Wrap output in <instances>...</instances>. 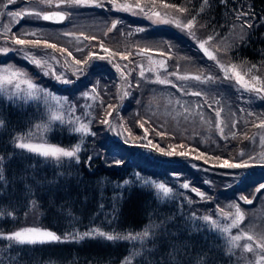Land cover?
I'll use <instances>...</instances> for the list:
<instances>
[{"label": "trees", "instance_id": "16d2710c", "mask_svg": "<svg viewBox=\"0 0 264 264\" xmlns=\"http://www.w3.org/2000/svg\"><path fill=\"white\" fill-rule=\"evenodd\" d=\"M56 1L53 0L52 5H49L53 6L52 9ZM16 2V7L24 3L33 4L26 0ZM155 2L185 8L187 19L195 17L194 25L200 27L203 34L188 36V32L168 26L151 27L147 19L113 10L108 3H102V7L90 5L75 9L61 5L60 9H65L68 15L60 24L31 18L30 21H39L57 31L65 29V32L95 37L85 50L71 54L80 59L84 69L81 77L72 72L71 76L68 75L73 86L55 83L12 51H0V64L25 67L46 88L58 93L64 91L67 100L74 103L75 108L84 102L85 91L96 87L95 99L87 109L83 104L86 114L79 116L80 123L89 121L86 124L90 129L88 135L73 131L77 125L71 121L47 122L48 115L40 104L0 96V233H11L25 226H39L61 237L93 228L106 233L128 235L151 228L148 230L149 236L142 242L88 237L44 244H20L0 238V264H119L128 258L130 264H238L235 254L240 249L230 245V236L204 221L203 217L208 216V211L199 208L203 198L192 191L193 188L203 193L204 204L217 210L216 220L223 219L224 209L235 214L234 207L228 208L229 201L231 205L238 204L245 217L239 224L240 228L253 236L250 242H261L264 190L257 193L256 189L264 184V161L251 158V142L257 136L256 123L259 121L249 116L248 112L253 114L260 108L264 109V96L257 103L240 107L234 101L235 105L226 108L227 113L236 114L231 118L226 116V121L235 123L233 130L224 129L216 114L208 121L196 119V123H187L184 111L179 113L175 124H165L155 112L150 113V117L147 115L151 103L148 97L150 86L143 87L133 80L139 77L136 72V66L140 63L137 49L141 48L163 51L162 48L169 49L171 46L173 52L180 53L183 60L178 68L173 58L166 60V69L170 73L189 76L194 66H201L202 70L208 68L207 63L212 64L215 60L209 59L199 44L208 40L209 36L214 37L212 41L208 40L213 45L220 40L224 42L226 47L220 45L216 51L218 53L223 49L225 54L229 53L228 64L246 62L250 77H262L264 0ZM71 9L74 15H92L98 19V23L89 27L80 26L73 17L70 19ZM23 19L28 23L25 16ZM114 21H118L116 28L109 31ZM139 27L144 28V32L134 33L125 43H119L116 39L119 34ZM237 30L241 34L234 36ZM42 40L54 43L57 49L64 48L65 51L61 53L45 48L44 43L41 47H33L38 52L54 57L58 66L67 68L63 55L73 51L70 45L57 38L44 36ZM6 42L0 36V49H4V44L9 45ZM133 43L139 44L137 49H132ZM101 44L110 53L115 52V58L121 54L128 56V64L133 71L130 73V82L121 79L113 60L109 62L96 55ZM88 52L93 53L91 58L87 56ZM217 55L219 59L216 58L215 62H224L221 55ZM175 91L181 99L201 100L200 95L188 94V90L183 93L181 87ZM180 93L184 96H180ZM258 96L255 95V98ZM237 97L240 98L238 90ZM109 105L113 106L112 109H109ZM249 106L251 108L247 111ZM199 110L190 114L197 118ZM109 111L112 112L111 116H108ZM105 119L109 120V124L101 123ZM113 119L122 125L131 141L124 143L113 140ZM165 119H169V116ZM218 120L223 134L217 127ZM141 123L144 127L140 126ZM41 124H48L43 136L48 142L67 148L79 144V159L45 158L15 146L18 137L33 135V130ZM146 131L147 138L140 139ZM148 141L152 144L146 143ZM131 142L140 144L133 145ZM167 149L185 152L187 155L163 154ZM241 152L244 153L242 157ZM201 153L205 154L204 159H197ZM217 156L230 162L248 161L250 166L247 169H223L215 166L219 164L214 159ZM188 159L213 164L205 166L211 171L193 167ZM116 161L121 163L117 164ZM237 173L239 178L232 175ZM229 181L231 184L228 186ZM156 183L170 186L172 189L169 187V195L162 196L155 187ZM184 183L190 187L184 188ZM241 197L253 203H245ZM216 222L223 228L222 222ZM240 228L236 230L241 231Z\"/></svg>", "mask_w": 264, "mask_h": 264}, {"label": "rangeland", "instance_id": "374dc122", "mask_svg": "<svg viewBox=\"0 0 264 264\" xmlns=\"http://www.w3.org/2000/svg\"><path fill=\"white\" fill-rule=\"evenodd\" d=\"M30 3L33 2V4L31 5H26L25 3L21 6V7H16L15 3L13 4H8L7 0H0V36H3V38L6 39V43L9 42V45L4 44L5 47L4 48H8L9 51H12V53H15L16 55H18L22 60H24L26 63L30 64L32 67H34L36 70H40V73H49L47 74L48 77L52 78L53 81H55V83L57 84H62V86L66 85V86H71L72 82L69 81V77L68 75L70 74V76L72 75V73H74L75 75L81 77L82 74L81 72H77V68H82V63L80 65H77L75 63L76 60H80L77 57H72L71 55H69V52H67V54H65V56L63 55V58H65L66 60V64L65 67L67 68H63L60 65L58 66V63L56 62V60L54 59V57L49 56L45 53H41L38 52L36 50V47H41L43 46L44 41L42 40L43 37H49V38H57L60 40H63L64 42H67L70 47L73 49L72 52H70L71 54H74L75 52L80 53L81 50H85L86 47H88L89 42L92 41V39H86L85 37H90L87 36L86 34L83 33H72V32H65V29H58L59 31H57L54 27H51L49 25H45L43 23H40L39 21H30L31 18L36 17L35 15H24L27 19H28V23L24 22V16L22 18H13L7 15L8 12H20V11H24V12H33V11H40L41 14H45L46 12L52 10L53 6H49V5H45V4H41L39 2V0H26V2ZM28 3V4H29ZM102 3H108L113 7V10H116L118 12H121L123 14H129L138 18H144L147 19L149 22H151L152 26L151 27H161V26H168L171 27L173 29H178L179 31H186L188 32V36H200L202 35V31L200 29V27H196L194 25L193 29L189 30V29H185L183 27H178L177 24H184L187 23L188 19L185 15V12H178L175 8H164V4L162 3H158L155 2V5H153V2L151 1H140V0H116V5L114 6L110 0H102ZM137 3H140L142 7L145 8L146 12L148 13V15H144V14H134L139 12V9L135 8V5ZM131 5L132 10L131 11H126V10H119L120 9V5ZM52 5V4H51ZM90 6V5H89ZM92 7H96L95 5H91ZM177 7V6H176ZM72 8H77V7H72ZM177 8H181L180 6H178ZM63 11H65V9H62ZM152 11H158L161 13V17L160 18H148L149 16H151V12ZM66 12V11H65ZM70 16L78 23L80 24V26H91L92 24H96L98 23V19L93 17L92 15H89V17L83 16L82 13H76L74 15L73 10L71 9L70 11ZM18 21V22H17ZM163 21H169L167 23L163 22ZM23 22V25H22ZM88 26V27H89ZM7 29V31H6ZM140 29H143V31H140ZM144 28L139 27V28H135V29H131V30H127L126 32H123L122 34H119L118 37L116 38L119 43H125L128 39H130L132 37V35L136 32H144ZM31 32H35L36 35L35 36H30V35H23L25 33H31ZM64 32V33H63ZM62 33V34H60ZM66 33H68V35H66ZM241 34L240 30H237V32L234 33V36ZM16 36L17 38H24V39H39L41 41V44L39 46L33 47V46H20V45H16L12 42V37ZM210 37V36H209ZM213 37V36H211ZM214 39V37H213ZM212 39V40H213ZM210 40V41H212ZM207 41V43L205 44V47L212 52L213 55L216 56L217 59L218 55L220 54L223 61H221V63H217L214 61V63L210 64V62L207 63V65L209 66L206 69H203L198 66H194L190 69L191 74L185 75V74H178L176 73V75H171L170 72L167 71V69L165 70L164 68L160 67V62L163 61L166 65H167V59L168 58H173L174 59V63L178 64L177 68L179 67V64L182 62V57L181 54L178 52H173L172 47L169 46L168 47H164L162 48L163 51L160 50H154V49H148L147 51L141 53L139 49H137V46L139 45L138 43H133V47L132 49H137V55L140 57V63L138 66H136V72L138 74V78L135 81L138 85L142 84V86H150L148 87V92H149V99H151V103L149 106V110H148V116L150 117V113L153 114V112H155L158 117L160 119H163L162 121H164V123H169V124H175L177 122V117L179 116V113L184 111V119L185 121L188 122H192V123H196V119L199 121H208L211 120L213 115L216 114V111H220L221 115H220V120L222 121V125L224 129H228V130H233V122H229L226 121V116L231 117H235L236 114H229L226 112V108L230 105H235L234 101L238 102V105L240 107H243L244 105H248V104H252V103H257L259 101V99L262 98V95L264 96V91L257 93L255 91H247L245 90L243 87H241L239 84L236 83V80L233 76L232 73H228L227 75L231 78H225L224 76V71H222L220 65H224V66H230V65H236L237 66V71L240 72L241 75L244 76V79L251 85L254 84L255 87L260 88L262 87V85H264V73H262V77L260 78V83H256L255 81L251 80L250 74L251 72L249 71V69L246 67L247 63L246 62H240V64H238L237 62H231V63H227L228 62V58H229V53L226 52V54L224 53V50L221 49L218 53L216 51V48L220 45L224 46V48L226 47L224 42L222 40L216 42L214 45L213 43H209L208 40H203L201 42H205ZM132 42V41H130ZM137 42V41H136ZM23 47V50H21ZM77 49H80L79 51ZM227 50V49H226ZM91 51H95V49H91ZM204 52V50H203ZM25 53H28V57H26ZM96 55L98 57H104V59H107L109 62L111 60H113V64H119L121 66V72L124 73L125 75V80L130 82V80H132V69L130 68L128 62L129 60H125V59H121V56L118 58H115L113 56H108L109 54H111L109 52V50L106 52L104 51V49H102L100 46L97 49V51L95 52ZM224 53V56H223ZM89 54L93 55V53L88 52L87 56H89ZM34 56L36 59H41L43 61H45L46 63L42 66V67H38L36 64H34L31 59L29 57ZM149 57H151V62L149 60ZM245 67V70L244 67ZM6 68H13V69H17L20 70L22 72H24L26 74V76L30 79L33 80L34 83H36L40 89H42L43 91H38L35 95L34 98H29L27 97L25 91L21 90L19 92H17V90L14 88L13 85H4L3 87H0V96L5 97L6 99H21V101H26V102H34V104H40L44 111L46 112V114L48 115V120L47 122L52 123V122H56V121H71L73 124H76L77 127L80 126L81 120L79 119V116L82 114H86V112L84 113V107L83 104H85V109L89 108L90 103L95 99L93 97H96V92L93 93L92 90L90 91H85L87 92L89 101L86 102L87 98L84 97V102H82V104H80V106L78 108H75L74 103H71L69 101V99L67 100V94L63 92L58 93L56 92L54 89H51L49 87H45L42 84L38 83L34 77L30 74V72L25 68V67H20L14 64H0V69H6ZM141 71H143L144 75L141 76ZM72 72V73H71ZM121 72H118V75H121ZM220 72V74H219ZM131 73V74H130ZM200 73V74H198ZM256 74V73H255ZM61 77V79H57V77ZM178 76H188L189 79H179ZM196 76H200V80H196L193 77ZM157 77L161 78V79H166L171 81L170 84H162V85H158L161 83L155 82L157 80ZM209 77H212V79H209ZM63 80H68V83H64ZM229 80V81H228ZM98 83V81L96 80V84ZM155 84V85H154ZM173 85H175V87H173ZM73 86V85H72ZM26 86L22 85V89H24ZM183 88V93H186V91L188 90V94L191 92H199L200 93V97L201 100H184L178 97L177 92L175 90H177L178 88ZM184 87L187 89H184ZM239 87V88H238ZM238 88V89H237ZM237 90L239 92L240 98L237 97ZM190 93V94H191ZM260 95L258 96V98H255V95ZM180 96H184V94L180 93ZM196 96V95H194ZM243 99V100H242ZM252 106V105H251ZM251 106H249L247 108V111L250 110ZM210 107V108H208ZM221 108V109H220ZM198 117H194L192 116L190 113L192 111H196L198 110ZM208 110V111H207ZM224 113V115L222 116V114ZM249 113V112H248ZM53 116H59L61 117L60 120H53L52 117ZM166 116H169V119H165ZM253 118H256L258 121V117L264 118V109L260 108L259 110H257L255 113H253L252 115ZM48 123V124H49ZM89 121L86 120L85 124H88ZM48 124H44V125H40L38 126L36 129L33 130V135H28V136H20V137H24V142H29V143H44L47 142L48 144H52L55 146H59L57 144H53L48 142L43 136H44V131L46 130V128L48 127ZM257 125L259 124L256 123ZM89 126V125H88ZM111 134H112V138L113 140L116 141H121L124 142V138L126 137L128 139V141H131L129 138V134L124 130V128L122 127V125L120 123H118L116 120H112L111 121ZM122 134V135H121ZM255 135H257L251 142V158L255 159L254 161L257 160H261L264 161V141L261 140V137L264 136V129L261 128H257L255 131ZM17 143V139L15 140V146ZM133 145H138L140 143H135V142H131ZM148 143V142H146ZM62 147V146H59ZM65 149L71 150L73 147L71 148H67V147H63ZM164 152H176L178 153V151L173 150V149H167ZM171 156H175V155H171ZM180 156V155H178ZM188 163H190L193 167L200 169V170H209L211 171V169L206 168L205 166H212L213 164H203L202 162H200L199 160H192V159H188ZM218 166V165H215ZM213 171L215 172L216 170L213 169ZM219 172V171H216ZM210 174H214V173H210ZM233 180V179H232ZM157 184H163V183H156ZM208 184V183H207ZM231 184V181H229L228 186ZM165 185V184H164ZM166 186V185H165ZM167 187V186H166ZM170 187V186H169ZM168 187V188H169ZM171 188V187H170ZM172 189V188H171ZM161 193V195L163 196V192L159 191ZM204 198L202 199V203L199 206V208L202 210L205 208V210L208 211V213H206L209 217H211L212 219L216 220V215L217 210L213 209V207H210L209 205H206L203 203ZM226 201H224L225 203ZM223 203V204H224ZM231 205V201H229L228 203V208ZM213 210V211H212ZM223 213H227L228 214V218L225 219L224 215H223V219H219L216 221L222 222L221 225L222 227L228 226L231 224L232 219L234 218V215L232 211L228 210V209H224L222 210ZM233 215H231V213ZM261 222V221H259ZM262 229H261V233L260 235L264 234V223H262ZM27 227H38L41 228L43 230H48L39 226H25L22 227L20 229H17L15 231L21 230L23 228H27ZM237 227L240 228V225H238ZM230 228V230L226 233V236H234V235H240L241 236V240L236 242V246L235 248L240 249L238 251V254H235V257L238 259V264H249V262H252V264H255L256 259L258 258V254H259V249L256 248V244L260 243L258 241H255L254 243L248 241L246 239V235H248L247 232L236 230V228ZM93 229H97V228H93ZM151 229V228H149ZM149 229H145L144 231H148ZM250 229V227L248 228ZM91 230V229H90ZM89 230V231H90ZM13 231V232H15ZM50 231V230H49ZM142 231V232H144ZM239 231V232H238ZM11 232V233H13ZM88 232V231H86ZM142 232H136V233H132L133 235H136L138 233H142ZM11 233H0V238L1 239H5L9 242H15L12 240H8L6 238H3V236H6L7 234H11ZM85 232L79 233V234H83ZM229 237V238H230ZM88 238V237H86ZM74 240H79V239H74ZM145 238H141V239H136V240H130L132 242H142L144 241ZM244 244H252L253 248H254V252L252 253H245L243 252V248L242 246ZM129 259H124L122 262H120L119 264H130L129 263Z\"/></svg>", "mask_w": 264, "mask_h": 264}, {"label": "snow or ice", "instance_id": "6c2138e0", "mask_svg": "<svg viewBox=\"0 0 264 264\" xmlns=\"http://www.w3.org/2000/svg\"><path fill=\"white\" fill-rule=\"evenodd\" d=\"M8 4H13L16 2V0H7ZM39 2L41 4H45V5H51L53 3V0H39ZM110 2L115 6L116 5V0H110ZM204 2L206 3L207 0H204ZM61 5H64L66 7H82V6H89V5H95L96 7H102V0H58L57 3V7L59 8ZM153 5H155V0H153ZM164 8H175L178 12H185L186 9L185 8H177L176 5L174 4H164L163 5ZM131 5H120V9L119 10H126V11H131L132 10ZM136 9H139L138 13L134 14H144V15H148V13L146 12L145 8L141 6L140 3H137L135 5ZM35 15L37 18H41L45 21H55V22H60L63 21L66 16L68 15V13L64 12V11H55L52 12L51 14H41L40 11H33V12H24V11H20V12H8L7 15L13 18H22L24 15ZM240 15H243V13H241ZM160 18L161 17V13L158 11H152L151 12V16H149L148 18ZM239 19V15L237 17ZM196 18L193 17L191 19H189L187 21V23L184 24H177L178 27H183L185 29H193L194 27V23H195ZM18 22V21H17ZM165 23L169 22V21H163ZM118 21H114L112 24V28L109 29V31H112V29L116 28ZM249 27L251 25H248ZM7 31V29H6ZM140 31H143V29H140ZM23 35H30V36H35L36 33L35 32H31V33H25ZM66 35H68V33H66ZM86 39H95V37H85ZM213 37H208V40H212ZM12 42L16 45H20V46H39L41 44V41L39 39H24V38H17L16 36L12 37ZM207 43V41L205 42H201L199 44V47L204 50L205 55H207L209 57V59H213L216 60V56L212 54V52H210L206 47L205 44ZM44 47L45 48H52L54 50H58L61 53H63L65 51L64 48H59L57 49V45L54 43H47V41L44 42ZM100 47L102 49H104V51H108L107 48L104 47L103 44L100 45ZM23 50V47L22 49ZM78 51L80 49H77ZM0 51L3 52H8L9 49L8 48H4V49H0ZM147 51V49L141 48L140 52L143 53ZM26 57H28V53H25ZM69 55H71V53H69ZM112 56H115L116 53L113 52L111 53ZM31 59V61L36 64L38 67H42L46 62L41 60V59H36L34 56L29 57ZM89 58H91V54H89ZM100 59H104V57H100ZM121 59H128V56L121 54ZM149 60L151 62V57H149ZM75 63L77 65H80L82 62L80 60H76ZM83 63H87V61H84ZM219 63V62H218ZM116 69L118 72H121V66L119 64L115 65ZM160 67L164 68L166 70V64L161 61L160 62ZM222 71L225 72L226 76L225 78H231L229 77L227 74L228 73H232L236 83L239 84L241 87H243L245 90L247 91H255L257 93H260L262 91H264V85H262V87L257 88L255 87L254 84H249L245 79L244 76L240 74L239 71H237V66L236 65H230V66H224V65H220ZM255 67V66H253ZM84 69L83 68H77V72H83ZM49 73H45V75H47ZM171 75H176V73H170ZM144 73L143 71H141V76H143ZM125 75L123 72H121V79H125ZM179 79H189L188 76H178ZM196 80H200V76H196L193 77ZM57 79H61V77H57ZM209 79H212V77H209ZM251 80L255 81L256 83H260V78L256 75L251 76ZM64 83H68V80H63ZM155 82L161 83V84H170L171 81L166 80V79H161L159 77H157V80ZM4 85H13L14 88L17 90V92L23 90L25 91L27 97L29 98H34L36 93L38 91H43L42 89L39 88V86L33 82L32 79L28 78L26 76V74L20 70L17 69H13V68H6V69H0V87H3ZM22 85L26 86L24 89H22ZM173 87H175V85H173ZM92 92L95 93L96 92V87L93 86L92 88ZM192 95H196L199 96L200 93L199 92H193L191 93ZM84 97L87 98L88 97V93L85 92ZM125 96L128 95L127 92L124 93ZM95 98V97H93ZM109 109H112V105L108 106ZM112 112L109 111L108 116H111ZM221 115V112L218 110L216 111V117L219 118ZM249 116L253 115L251 112L248 113ZM53 120H60L61 117L59 116H53L52 117ZM259 119V124L256 125L258 128L264 129V118L258 117ZM2 123V122H0ZM101 123L103 124H109V120L105 119L103 121H101ZM141 127H144V124L141 123L140 124ZM217 127L220 131L221 134H223V128L219 127V120L217 123ZM233 127H235V123L233 124ZM73 131L78 132V133H82L84 135H88L90 134V129L89 126L86 124H80L79 127H75L73 129ZM94 134V133H92ZM159 134V133H158ZM122 135V134H121ZM235 133H233V137H235ZM147 138V131L145 132V136L141 137L140 139H146ZM24 137H18L17 138V143H16V147L20 148V149H24L27 150L31 153L37 154L39 156L45 157V158H52L55 160H60L61 158H76L77 160L78 158V153L80 152V145L77 144L75 145L71 150L65 149L63 147H59V146H55L52 144H48L47 142L44 143H29V142H24ZM261 140L264 141V136L261 137ZM124 143H128V139L125 137L124 138ZM148 144L151 145L152 142L148 141ZM161 151L163 152V150L161 149ZM163 154L165 155H180V156H185L187 155V153L185 152H164ZM244 155L243 152L240 153V156L242 157ZM205 154L201 153L199 156H197V159H204ZM89 159H91V157H89ZM214 159L216 161L219 162L218 166L220 168L223 169H247L250 164L248 161H243V162H230L228 159H222L221 157L217 156L214 157ZM251 159V158H250ZM208 161L205 159V163H207ZM117 164L121 163L120 161H116ZM234 177L239 178V174H232ZM0 179H2V177H0ZM184 188H189L190 185L188 183H184L182 185ZM155 187L157 188L158 191H162L163 194L165 196L169 195V193L171 192V189L166 187L164 184H157L155 185ZM261 190H264V184H261L257 189L256 192L259 193L261 192ZM192 191L196 192L197 195H200L201 198H204L203 193L199 192L197 189L193 188ZM240 199L244 200L245 203H253L252 200L247 199L246 197H241ZM230 207H234L235 208V216L231 221V224L228 226H225L223 228H220V226L217 224L216 221L212 220L211 217L209 216H205L203 217L204 221L210 223L212 225V227L214 229H219L221 232L227 233L230 228H235L237 227L241 221L244 220V212L241 210L240 206L238 204H234V205H230ZM225 217V219L228 218V214L227 213H222ZM149 236V232L148 231H144L142 233H138L136 235L133 234H128V235H120V234H111V233H106L102 230L99 229H91L88 232H85L83 234H70L64 237H61L60 235H57L56 233L49 231V230H43L41 228L38 227H27V228H23L21 230L15 231L11 234H7L6 236H3V238H6L8 240H12L15 241L17 243L20 244H44V243H51V242H65L67 240H74V239H79V240H83L86 237H101L106 239L107 241H114V240H136V239H141V238H147ZM246 239L248 241H252L253 240V236L252 235H246ZM241 240V236L240 235H234L232 237H230V245H232L233 247L236 246V242ZM261 242L256 244V248L259 249V254H258V258L255 261V264H264V234L261 235L260 237ZM243 248V252L245 253H252L254 252V248L252 246V244H244L242 246ZM127 264V262H126ZM249 264H252V262H249Z\"/></svg>", "mask_w": 264, "mask_h": 264}, {"label": "water", "instance_id": "95a60500", "mask_svg": "<svg viewBox=\"0 0 264 264\" xmlns=\"http://www.w3.org/2000/svg\"><path fill=\"white\" fill-rule=\"evenodd\" d=\"M58 3V2H57ZM57 3H56V5H57ZM52 12H55V11H50V12H48V13H46V14H51ZM65 20V19H64ZM63 20V21H64ZM51 21V20H50ZM63 21H60V22H55V21H51V22H54V23H61V22H63Z\"/></svg>", "mask_w": 264, "mask_h": 264}]
</instances>
